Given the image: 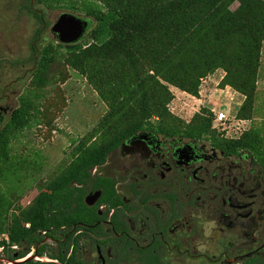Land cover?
Segmentation results:
<instances>
[{"label":"trees","instance_id":"trees-1","mask_svg":"<svg viewBox=\"0 0 264 264\" xmlns=\"http://www.w3.org/2000/svg\"><path fill=\"white\" fill-rule=\"evenodd\" d=\"M93 3L87 14L95 24L86 39L74 44L56 42L55 47L63 51L67 65L86 76L108 110L88 137L74 143L69 162L45 183V189L20 212L19 219L10 218L9 212L20 196L13 191L7 196L0 190V247L10 264H83L76 257V249L68 255L63 239L72 225L77 229L80 223H92L98 218L95 208L85 204V191L80 184L89 175V168L103 164L108 153L125 137L147 128L172 136L218 137L211 129L213 114L207 107L192 115L185 127H179L181 118L168 108L174 98L169 85L199 97L201 80L222 70L220 86L228 85L243 96L236 116L250 119L252 115L264 44V0ZM234 3L237 5L232 8ZM24 7L40 26L29 42L30 57L22 60L33 64L38 61L32 74L35 78L48 74L51 64L47 56L52 46L41 45L38 37L47 12L43 8L37 12L28 5ZM20 101L21 98L0 129V160L8 134L29 116L28 107ZM34 112H39L36 107ZM257 134L242 133L227 146L233 149L246 145L254 153ZM92 136L95 139L90 142ZM93 186L103 190L98 202L105 200V196L110 201L118 200L106 180H94ZM44 239L56 241V248L47 251ZM32 248L37 256L46 254L50 260L24 259Z\"/></svg>","mask_w":264,"mask_h":264},{"label":"flooded vegetation","instance_id":"flooded-vegetation-1","mask_svg":"<svg viewBox=\"0 0 264 264\" xmlns=\"http://www.w3.org/2000/svg\"><path fill=\"white\" fill-rule=\"evenodd\" d=\"M30 65L3 64L14 75L6 82L0 77V128L17 108L23 78L34 72ZM228 142L152 128L125 137L80 184L98 218L69 228L68 255L76 249L83 264H264V148L251 153ZM102 179L118 200L98 202L103 190L93 181Z\"/></svg>","mask_w":264,"mask_h":264},{"label":"rangeland","instance_id":"rangeland-1","mask_svg":"<svg viewBox=\"0 0 264 264\" xmlns=\"http://www.w3.org/2000/svg\"><path fill=\"white\" fill-rule=\"evenodd\" d=\"M13 1L17 6L22 5V12L26 13H20V10L15 9L16 5L9 7L11 6L9 2L0 0L2 9L0 13L2 16L0 17V77L5 82L13 78L14 73L3 64H9L15 59H28L31 55L30 39L40 27L38 21L24 7L29 6L31 0ZM90 5H94L93 0H35L34 10L39 12V9L43 8L47 12L45 18L43 17L45 26L38 33V37H40L41 45L52 46L47 56L51 64L47 67L48 74L44 73L35 78H32L31 74L24 76L19 98H21V105L28 107L29 116L23 119L21 126L8 134L7 145H3L0 160V190L7 196L12 191L16 192L18 197L20 196L19 198L16 196L18 199L12 204L10 218H20V212L32 204L33 198L40 190L45 189V183L57 176L69 162L74 143L88 137L108 110L107 105L100 99L86 76L79 74L65 63L63 51L55 47L58 41L50 29L56 17L65 11L86 19L87 30L91 29L95 21L87 14ZM236 5L234 3L232 8ZM86 37L87 33L81 41ZM37 62L33 64V69ZM25 63L28 68L31 66L30 62ZM223 75L222 70H217L203 78L199 87V97L169 85L174 95L168 104L169 110L181 118L182 122L179 124L181 128L185 127L192 115L198 113L202 107L209 108L213 117L214 112L224 110L228 113L225 124H216V127H213L211 123L214 135L231 141L237 139L242 133L257 131L256 139L253 140L254 150L259 146L264 148V44L250 119H239L236 116L243 96L228 85L220 86ZM19 98L16 100L17 105H19ZM35 107L39 112H34ZM222 127L225 128L222 129ZM209 137L213 136L210 134L201 136L204 139ZM91 138L90 142L95 139L94 136ZM113 158H118V155L114 154ZM105 166L104 169L107 170ZM102 168L103 166L99 167V169ZM46 245L47 251L55 248L49 241ZM6 254L0 251V263L7 262ZM84 254L87 259L90 249L87 248ZM40 257L34 259L49 260L46 254Z\"/></svg>","mask_w":264,"mask_h":264},{"label":"water","instance_id":"water-1","mask_svg":"<svg viewBox=\"0 0 264 264\" xmlns=\"http://www.w3.org/2000/svg\"><path fill=\"white\" fill-rule=\"evenodd\" d=\"M50 29L55 34L59 43L74 44L80 42L86 36V33L88 31V21L71 12L65 11L60 13L56 17ZM99 194L100 191L96 190L94 193L87 196L86 201L91 204L98 198ZM88 197H91L93 201H88ZM36 256V253L33 252L31 255L27 256L24 259L34 258ZM10 263L12 262L10 261L8 264Z\"/></svg>","mask_w":264,"mask_h":264},{"label":"built area","instance_id":"built-area-1","mask_svg":"<svg viewBox=\"0 0 264 264\" xmlns=\"http://www.w3.org/2000/svg\"><path fill=\"white\" fill-rule=\"evenodd\" d=\"M228 119V113L224 110H219L214 112V117L212 119L213 127H216V124H225L226 120ZM233 119V117H232ZM225 127H222L224 129ZM26 227H29V223L25 224ZM13 248H16V246H12ZM2 248L0 247V251ZM27 256V255H26ZM9 263V262H8Z\"/></svg>","mask_w":264,"mask_h":264},{"label":"clouds","instance_id":"clouds-1","mask_svg":"<svg viewBox=\"0 0 264 264\" xmlns=\"http://www.w3.org/2000/svg\"><path fill=\"white\" fill-rule=\"evenodd\" d=\"M16 247H17V246H16ZM1 251H2V250H1ZM33 252H34V249H33V251L31 250L30 252H28V253H27V254H28L27 256L31 255ZM27 256H26V257H27ZM26 257H24V258H26ZM36 257H38V256H36ZM41 257H42V256H41ZM41 257H40V258H41ZM34 258H35V257H34ZM6 260H7V262H4V263H7V264H8V262H10V261H9L8 259H6ZM37 260H40V259H37ZM49 260H50V259H49Z\"/></svg>","mask_w":264,"mask_h":264}]
</instances>
